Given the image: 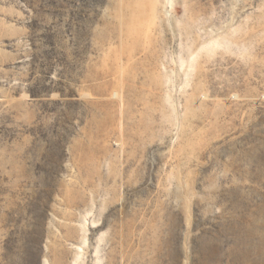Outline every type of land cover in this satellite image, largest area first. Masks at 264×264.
<instances>
[{
	"label": "rangeland",
	"instance_id": "1",
	"mask_svg": "<svg viewBox=\"0 0 264 264\" xmlns=\"http://www.w3.org/2000/svg\"><path fill=\"white\" fill-rule=\"evenodd\" d=\"M0 264H264V0H0Z\"/></svg>",
	"mask_w": 264,
	"mask_h": 264
}]
</instances>
